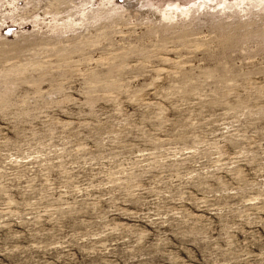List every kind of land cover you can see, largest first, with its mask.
<instances>
[{
	"label": "rangeland",
	"instance_id": "374dc122",
	"mask_svg": "<svg viewBox=\"0 0 264 264\" xmlns=\"http://www.w3.org/2000/svg\"><path fill=\"white\" fill-rule=\"evenodd\" d=\"M0 264H264V0H0Z\"/></svg>",
	"mask_w": 264,
	"mask_h": 264
}]
</instances>
